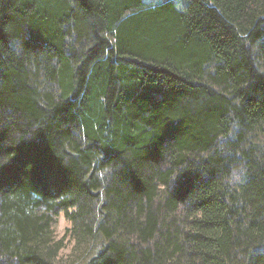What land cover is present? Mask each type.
<instances>
[{
  "label": "trees",
  "instance_id": "1",
  "mask_svg": "<svg viewBox=\"0 0 264 264\" xmlns=\"http://www.w3.org/2000/svg\"><path fill=\"white\" fill-rule=\"evenodd\" d=\"M0 264H264V0H0Z\"/></svg>",
  "mask_w": 264,
  "mask_h": 264
},
{
  "label": "rangeland",
  "instance_id": "2",
  "mask_svg": "<svg viewBox=\"0 0 264 264\" xmlns=\"http://www.w3.org/2000/svg\"><path fill=\"white\" fill-rule=\"evenodd\" d=\"M155 5L159 6V3H154ZM182 5V4H181ZM154 8V7H153ZM71 222L66 219L63 213H59V215L54 218L53 222V237L56 241L62 240L63 249L59 252L61 255V259L63 261L69 260V258L72 256V248L73 243L70 236H68V232H71ZM86 255L84 258H87L89 256Z\"/></svg>",
  "mask_w": 264,
  "mask_h": 264
}]
</instances>
